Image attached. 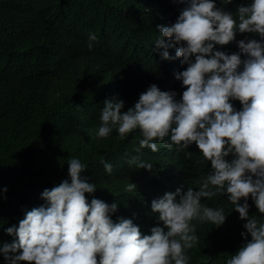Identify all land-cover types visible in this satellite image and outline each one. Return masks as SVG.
Returning <instances> with one entry per match:
<instances>
[{
	"label": "trees",
	"instance_id": "1",
	"mask_svg": "<svg viewBox=\"0 0 264 264\" xmlns=\"http://www.w3.org/2000/svg\"><path fill=\"white\" fill-rule=\"evenodd\" d=\"M184 2L0 0V242L13 239L6 227L18 224L26 209L44 202L40 193L45 187L68 177L67 160L72 156L86 163L82 174L97 184L95 193L86 195L118 200L113 219L131 217L142 232L162 223L151 209L154 197L182 184L185 189L198 187L202 175L211 171L195 142L188 146L191 156L185 155L187 149L159 140L158 151L144 147L141 159L153 165L147 169L128 161L139 143V129L125 137L116 129L107 137H96L106 98L124 99L126 111L153 82L161 89H175L177 98L182 95L186 86L175 72L187 65L180 63L182 57L162 58L152 47L159 35L156 25L174 21ZM241 2L229 0L224 7L235 11ZM90 32L98 37L91 48ZM245 35L252 34L237 32L236 39ZM217 47L238 50L235 41ZM175 49L169 52L174 55ZM233 103L241 106L239 100ZM101 157L114 165L111 173ZM132 181L136 187L128 189ZM202 202L223 207L226 220L215 226L193 219L199 240L187 249L189 264H225L244 242V220L227 193ZM249 203L250 214L264 221L251 198ZM0 264H5L3 254Z\"/></svg>",
	"mask_w": 264,
	"mask_h": 264
},
{
	"label": "clouds",
	"instance_id": "2",
	"mask_svg": "<svg viewBox=\"0 0 264 264\" xmlns=\"http://www.w3.org/2000/svg\"><path fill=\"white\" fill-rule=\"evenodd\" d=\"M227 3L185 0L174 21L156 25L152 51L162 58L182 57L180 63L187 65L175 72L186 86L179 98L175 89H161L155 82L126 111L124 99L106 98L96 131L98 138L113 129L125 137L139 129L135 154L128 157L137 168L152 169L151 161L141 159L142 149L158 151L157 140L187 149L186 156L195 142L211 164L199 186L185 189L182 184L154 197L151 209L162 223L142 232L131 217L113 219L118 200L86 195L95 193L97 184L82 174L86 163L72 156L67 160L70 179L45 187L40 193L44 202L4 229L13 236L0 242L5 264H189L187 249L199 240L193 219L215 226L226 220L223 207L202 202L218 193L228 194L244 220V242L225 264H264V221L249 212L251 198L264 213V0H243L235 11L224 7ZM237 32L252 35L237 40ZM97 38L89 33L90 48ZM232 41L237 51L217 47ZM101 162L108 173L113 171L110 161L101 157ZM135 187L133 181L127 185Z\"/></svg>",
	"mask_w": 264,
	"mask_h": 264
}]
</instances>
